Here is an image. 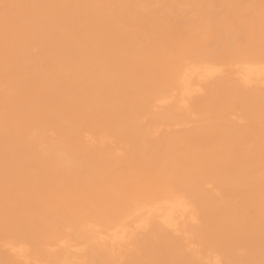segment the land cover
<instances>
[{
    "label": "bare ground",
    "instance_id": "bare-ground-1",
    "mask_svg": "<svg viewBox=\"0 0 264 264\" xmlns=\"http://www.w3.org/2000/svg\"><path fill=\"white\" fill-rule=\"evenodd\" d=\"M0 264H264V0H0Z\"/></svg>",
    "mask_w": 264,
    "mask_h": 264
}]
</instances>
